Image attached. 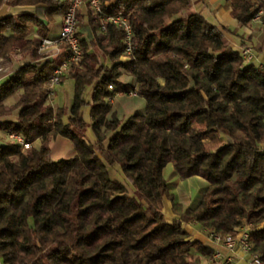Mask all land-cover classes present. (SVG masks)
<instances>
[{"label": "trees", "instance_id": "1", "mask_svg": "<svg viewBox=\"0 0 264 264\" xmlns=\"http://www.w3.org/2000/svg\"><path fill=\"white\" fill-rule=\"evenodd\" d=\"M108 1L100 0L102 12L121 13L132 28L131 51L122 27L89 4L87 14L78 11L81 58L60 75V83L74 80L65 121V109L49 101L57 65L42 61L48 32L42 19L65 13L70 0H0V7L35 6L0 18V68L12 65L18 38L31 54L0 83V130L30 144L0 143V258L4 264H212L214 246L191 239L186 226L228 235L249 223L251 254L264 262V63L243 56L246 47L264 54V31L260 42L240 35L239 46L227 38L251 27L260 12L264 25V0H225L237 28H220L195 0ZM33 26L39 37L29 36ZM131 91L145 99V110L120 118L110 99ZM86 104L95 142L79 133L87 126ZM57 136L70 139L73 157L52 159L49 143ZM169 163L182 180L207 181L195 204L185 208L171 189L164 177ZM115 164L134 195L111 178ZM164 199L179 215L173 222Z\"/></svg>", "mask_w": 264, "mask_h": 264}, {"label": "crops", "instance_id": "2", "mask_svg": "<svg viewBox=\"0 0 264 264\" xmlns=\"http://www.w3.org/2000/svg\"><path fill=\"white\" fill-rule=\"evenodd\" d=\"M60 1H67V0H60ZM116 1L117 0L108 1L107 6L113 5ZM194 6L197 10L201 11L211 22L215 23L220 28L238 27V22L231 15V9L226 7L225 0H206V1L195 0ZM34 11H35L34 5L10 6L7 4H3L0 7V18L9 14L17 15L21 13H32ZM87 11H88V4L85 3L81 6L80 12L82 14H87ZM63 20H64V12H60L54 15L52 21H47L46 19H42V21L46 24L48 29L47 35L42 39L47 38L52 41L56 40L60 35ZM259 23L257 21H253L251 27L242 28L245 32L244 35L254 36V40L256 42L258 41L260 42L262 41L260 39H263V30L260 31V29L263 28H261L262 25H259ZM234 35L235 34L233 35L227 34V38L232 44L239 46L240 42L234 39L233 37ZM29 36L39 37L38 28L36 26L32 27ZM41 52L45 54V58H43L42 61L52 59L57 66L65 62L69 55V50L65 45L62 44L46 45L41 49ZM9 54L12 57V65L7 69L4 70L0 69V83L3 82L6 78H8V76H10L13 72H15L19 67H21L26 63L31 62L30 48L25 38H18L16 42V46L10 51ZM255 55H256L255 57L258 58V60L261 63H264V54H259L258 52H255ZM0 143L5 144L3 142ZM196 183H198V186H202V188L206 187L207 185V183L204 180H200V179H196ZM175 194L177 195L176 192ZM178 200L183 204L185 208L191 206L190 204H186L185 202L181 201L179 198ZM163 207L165 211L164 213L165 217L169 218L171 222L179 218V215H177L173 211V204L170 200L164 199ZM186 230L189 232L191 239L198 238L204 240L212 244L215 249H220V246L218 244L209 241L208 235L203 230H201L197 224H188L186 226ZM0 263H3V260L1 258H0ZM236 264H252V262L248 256L240 252L236 257Z\"/></svg>", "mask_w": 264, "mask_h": 264}, {"label": "rangeland", "instance_id": "3", "mask_svg": "<svg viewBox=\"0 0 264 264\" xmlns=\"http://www.w3.org/2000/svg\"><path fill=\"white\" fill-rule=\"evenodd\" d=\"M257 22L259 23V21ZM259 25H262L261 28H263L260 29V31H264V25L261 23H259ZM243 34H245L244 30L242 28H239L238 34H235L233 37L238 42H240V35ZM121 79L124 82L129 80L127 76H123ZM53 90L54 94L49 97V101L52 103L53 107L56 110H58L59 108L65 109L64 120L66 121L73 101L74 80L68 77L63 83L56 84L53 87ZM91 97V88H88L86 98L90 101ZM17 98L18 94L13 95L7 100V104L14 103ZM111 102L113 108L118 111L119 117L125 119H127L128 116L133 113H143L146 106V101L143 97H141L140 95L131 96L129 95V93L117 94ZM83 115L87 126L83 130H80L79 133L84 135L91 142H95L96 137L91 127L92 119L90 115L89 104H86L83 107ZM9 141L10 140L8 137V132L0 130V142L8 143ZM35 145L38 146L39 142H36ZM49 146L51 148V157L55 161L70 158L75 155L73 143L67 137L57 136L55 139H52L50 141ZM109 171L111 178L123 182L127 186L129 193L133 195L135 194V188L133 184L126 178L121 167L118 164L110 165ZM164 177L168 180L171 189L177 193V196L181 201L185 202L186 204L193 205L200 199L203 188L202 186H198V183H196V179L204 180L201 177L199 178L195 176L186 180H180L175 173V167L173 163H169L165 167ZM204 181L207 183L206 180ZM163 212L165 213L164 207ZM167 220L168 222H171L169 218H167ZM31 223H33L32 220Z\"/></svg>", "mask_w": 264, "mask_h": 264}, {"label": "built area", "instance_id": "4", "mask_svg": "<svg viewBox=\"0 0 264 264\" xmlns=\"http://www.w3.org/2000/svg\"><path fill=\"white\" fill-rule=\"evenodd\" d=\"M85 3L92 6L97 13L102 14V17L105 20L111 21L125 30V43L127 45L126 51L127 53L131 51L130 41L132 37V28L127 22L126 18L121 13L104 14L101 10L100 0H70L69 6L64 13V20L59 37L54 41L49 40L47 38L42 39L41 49L49 44H62L65 45L69 50V55L66 61L57 66L53 76L50 79V97L54 94L53 87L56 84L60 83V75L62 74L64 69L68 68L69 62H78V60L81 58V49L79 44V38L77 37L76 26L78 11L80 10L81 6ZM261 14L262 12H260V14L254 19V21H260ZM103 29H105V26H103ZM243 56L246 58L247 61H252L255 58L253 49L251 47L244 48ZM129 95L136 96L137 92L131 91L129 92ZM110 101H113V98L110 99ZM8 137L9 140H15L22 144L24 147L30 146V144L26 143L25 139L18 134L8 132ZM261 147L264 150V143ZM252 228V224L246 223L242 226L235 228V230L228 235H220L216 233L208 235L209 241L220 246V249H215L214 254L211 258V263L236 264V257L240 252H242L251 259L252 264H264V262L257 255L251 254L252 244L250 242V233Z\"/></svg>", "mask_w": 264, "mask_h": 264}]
</instances>
